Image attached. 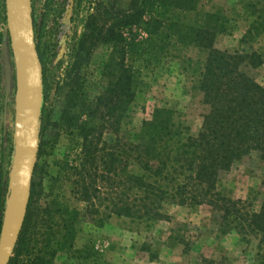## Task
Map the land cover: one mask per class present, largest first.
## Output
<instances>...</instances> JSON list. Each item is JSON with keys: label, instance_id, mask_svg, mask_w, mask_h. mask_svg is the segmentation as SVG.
I'll use <instances>...</instances> for the list:
<instances>
[{"label": "trees", "instance_id": "obj_1", "mask_svg": "<svg viewBox=\"0 0 264 264\" xmlns=\"http://www.w3.org/2000/svg\"><path fill=\"white\" fill-rule=\"evenodd\" d=\"M119 1L97 0L82 20V32L70 45L64 86L57 90L66 91L61 117L53 123L52 109L46 105L40 116L39 157L46 154L51 127L58 130L55 143L67 131L73 143L78 142L80 152L74 164L61 162L57 174L59 179L64 175L73 181L75 194L87 203L89 212L99 213L108 203L111 215L149 224L168 219L163 213L166 203L207 205L222 234L236 233L247 242L255 239L257 255L264 259V200L258 211H251L247 202L219 191L221 175L236 163L253 153L264 162V87L251 75L264 64L263 56L256 51L230 53L216 48L217 36L226 30L219 24L221 18L213 14L203 26L186 31L180 30V21L166 24L170 13L177 18L195 12L199 0H131L126 9ZM249 7L257 15L253 31L264 34V6L258 9L252 3ZM34 23L44 65L43 25L35 19ZM165 26L172 27L182 43L208 52L196 88L209 110L196 135L177 124L175 112L167 108L156 109L137 134L123 127L141 85L140 71L128 64V57H147L143 59L150 62L153 52H163L154 46L144 48L145 42L135 44L134 35L127 39L124 29L143 27L150 36L147 42H154L163 37ZM7 35L12 38L9 30ZM101 46L111 47L112 54L103 68L100 90L90 98L83 71ZM48 91L44 70L45 103ZM14 151L13 143L11 154ZM133 165L140 169L139 175L131 171ZM38 175L37 165L27 217L10 264H54L61 251L75 247L79 211L65 208L56 199L40 205ZM8 184L1 196L0 233Z\"/></svg>", "mask_w": 264, "mask_h": 264}, {"label": "rangeland", "instance_id": "obj_2", "mask_svg": "<svg viewBox=\"0 0 264 264\" xmlns=\"http://www.w3.org/2000/svg\"><path fill=\"white\" fill-rule=\"evenodd\" d=\"M96 1L32 0L34 19L43 25L40 45L44 65L40 61V66L42 79L46 70L49 87L47 103L42 93L41 113L45 105L52 109L53 123L58 122L65 107L66 91L57 90L64 86L70 45L81 34L82 20L93 11ZM130 1L120 0L119 4L126 9ZM252 3H256L258 9L264 6V0H199L195 12L179 14L177 18L170 13L166 24L180 21V30L186 31L203 26L208 15H216L226 30L217 36L216 48L230 53L256 51L264 58V34H258L252 28L257 16L249 7ZM6 20V0H0V204L6 184L14 172L11 150L14 143L16 77L14 47L7 35ZM141 28L124 29V34L127 39L130 34L134 35L135 44L145 42L144 48L154 46L163 52L159 55L153 52L148 57L150 62L143 59L147 57L127 58L128 64L140 71L141 85L131 105L129 118L124 122V129L137 134L143 123L152 119L156 109L167 108L175 112L177 124L189 127L196 135L209 110L196 88L208 52L194 44L179 41L178 34L176 37L173 35L172 27L165 26L163 37L155 38L154 42H147L150 36ZM111 54V47H99L83 71L90 98L97 96L100 90L103 68ZM251 75L264 87V64L251 71ZM49 134L46 154L38 156L37 161V181L42 183L40 205L56 199L65 208L79 211L75 247L61 251L54 264H209L206 260L214 264H264L263 258L257 255V241L251 239L247 242L236 233L222 234L214 222L212 209L207 205L166 203L163 213L168 219L149 224L111 215L108 203L101 206L99 213L89 212L87 203L75 194L73 181L64 175L59 179L57 174L61 162L66 160L74 164L80 152L76 145L78 142L73 143L66 131L55 143L57 128L51 127ZM106 142L111 143L109 140ZM131 171L137 175L141 172L136 165ZM219 191L227 197L247 202L249 210L258 211L264 200V162L258 154L253 153L236 163L230 172L222 174ZM64 207L63 212L67 213Z\"/></svg>", "mask_w": 264, "mask_h": 264}, {"label": "water", "instance_id": "obj_3", "mask_svg": "<svg viewBox=\"0 0 264 264\" xmlns=\"http://www.w3.org/2000/svg\"><path fill=\"white\" fill-rule=\"evenodd\" d=\"M8 30L14 47L16 77L14 172L0 233V264H10L18 244L31 199L40 150L42 73L35 36L32 0H6ZM15 17V29L12 18ZM37 87V99L34 96Z\"/></svg>", "mask_w": 264, "mask_h": 264}, {"label": "bare ground", "instance_id": "obj_4", "mask_svg": "<svg viewBox=\"0 0 264 264\" xmlns=\"http://www.w3.org/2000/svg\"><path fill=\"white\" fill-rule=\"evenodd\" d=\"M14 20H15V17L12 18V27L15 29V23H14ZM33 92H34V96H35V97L38 96V94H37V87H36L35 84H34ZM36 99H37V97H36Z\"/></svg>", "mask_w": 264, "mask_h": 264}]
</instances>
